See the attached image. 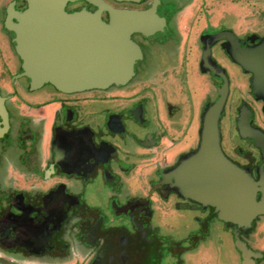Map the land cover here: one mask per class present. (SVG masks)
I'll return each mask as SVG.
<instances>
[{
	"label": "flooded vegetation",
	"instance_id": "flooded-vegetation-1",
	"mask_svg": "<svg viewBox=\"0 0 264 264\" xmlns=\"http://www.w3.org/2000/svg\"><path fill=\"white\" fill-rule=\"evenodd\" d=\"M99 1L154 6L158 19L151 34H130L141 57L127 81L65 92L19 75L4 23L26 1L0 0V264H264V79L237 62L259 59L264 30H181L175 13L187 0ZM222 95L220 150L263 208L247 223L183 195L168 175L197 149L202 116Z\"/></svg>",
	"mask_w": 264,
	"mask_h": 264
},
{
	"label": "water",
	"instance_id": "water-1",
	"mask_svg": "<svg viewBox=\"0 0 264 264\" xmlns=\"http://www.w3.org/2000/svg\"><path fill=\"white\" fill-rule=\"evenodd\" d=\"M25 1L26 7L13 14L15 21L5 19L4 23L13 33L14 48L21 59L19 75H26L32 87L49 82L65 92L127 81L134 72L135 61L141 57L130 34H151L153 21L158 19L154 6L145 10L114 8L91 0L98 6L96 11L67 12L64 0ZM101 9L109 14L107 22L100 17ZM257 49L263 52L257 61L237 62L246 70L251 69L259 80L264 79V41ZM241 52L249 57L251 49ZM222 101L223 95L205 110L197 149L183 156L168 175L174 176L183 195L213 205L226 218L237 217L247 223L263 208L254 199V184L248 174L220 150L217 121ZM0 119L1 136L7 123L1 95ZM243 264L253 263L245 257Z\"/></svg>",
	"mask_w": 264,
	"mask_h": 264
},
{
	"label": "rangeland",
	"instance_id": "rangeland-1",
	"mask_svg": "<svg viewBox=\"0 0 264 264\" xmlns=\"http://www.w3.org/2000/svg\"><path fill=\"white\" fill-rule=\"evenodd\" d=\"M175 21L181 30L188 26L192 33H196L205 21L219 22L240 33L263 31L264 0H189L175 13ZM236 83L242 86L244 80Z\"/></svg>",
	"mask_w": 264,
	"mask_h": 264
},
{
	"label": "crops",
	"instance_id": "crops-1",
	"mask_svg": "<svg viewBox=\"0 0 264 264\" xmlns=\"http://www.w3.org/2000/svg\"><path fill=\"white\" fill-rule=\"evenodd\" d=\"M189 0H187L185 3H184V5L182 6V7H185V5L187 4V2H188ZM181 7V8H182ZM181 8H179L177 11H179ZM225 17V16H224Z\"/></svg>",
	"mask_w": 264,
	"mask_h": 264
}]
</instances>
